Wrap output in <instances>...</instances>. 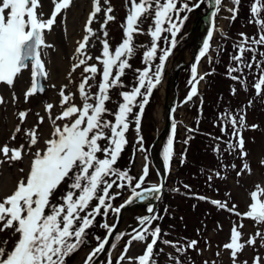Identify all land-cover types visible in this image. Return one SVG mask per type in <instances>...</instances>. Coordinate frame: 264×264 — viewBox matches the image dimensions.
Wrapping results in <instances>:
<instances>
[{"label": "snow or ice", "instance_id": "obj_1", "mask_svg": "<svg viewBox=\"0 0 264 264\" xmlns=\"http://www.w3.org/2000/svg\"><path fill=\"white\" fill-rule=\"evenodd\" d=\"M104 2L108 3V0ZM202 2L203 0H199L197 3L190 4V0H139V2L128 0L130 7L127 9L126 24L122 25V42L112 52L108 40H101V55L95 57L102 66L98 68L97 64L88 63L93 57L86 51L91 36L96 35L90 25L96 14L102 11L100 0H94V10L90 13L85 25L87 34L78 42L76 55L73 57L77 62L72 65V70L68 73L71 82L72 73L83 66L82 79L77 89L82 103L77 105L72 102L75 93L66 95L67 85H64L59 90L62 111L53 117L54 105L46 104L45 111L52 125L50 138L45 139L43 147H37L32 154L25 177L18 181L11 194L0 200V225H2L0 232L10 229L13 235L17 236L10 251L0 247V264H65L66 258L86 243L87 230L94 226L98 216L107 217L109 211L120 212V207L114 208L111 203L120 195L119 191L110 193L114 186L117 189L129 187L135 197L143 196L142 192L136 190L141 188L149 174L147 164L143 166L142 174L138 178L130 175L127 170L115 167L127 144L126 132L133 123L129 117L132 116L134 108L139 109L134 119L135 130L139 134L141 117L150 96L161 82L165 62L170 55V48L160 47L159 42L163 39L166 44L175 47L177 34L188 19L187 14L181 17V12L190 13L195 8H199ZM53 3L54 10L49 18L44 19L43 13L37 12L38 8H42L39 0H0V82L12 86L14 78L23 69H29L32 83L25 93V100L37 91H43L39 79L47 78L48 73L41 57L46 54L44 49L52 47L45 42V30H52L57 15L70 6L71 0H53ZM231 3L238 6L240 0H231ZM214 4L217 9L211 13L213 17L219 12L222 0H214ZM227 11L231 13L230 19L235 20L238 7L229 8ZM112 12L113 9L110 6L104 10V20L100 25L104 37L108 36L107 31L104 30L107 23L115 19L110 14ZM250 13L251 22L258 26L261 34L253 38L247 37L244 33L240 34L241 40L235 45L234 54L230 56L226 75L243 85L245 81L239 74H243L245 69L251 71L255 66L260 72L254 83V89L258 95L264 96V64L257 60V46H264V16H261V13H264V0H253ZM148 18H151L153 23L147 33L150 35L151 43L142 58L146 67L136 70L135 86L130 91L120 93L122 102H119L118 110L112 113L114 122L109 121L104 118L105 114L109 113L106 108V102L110 99L109 91L114 87L122 86L121 77L125 74V70L131 67L128 58L134 53V33L141 32L140 24L143 19ZM164 33L170 34V39L168 35H162ZM213 35V31H208L207 39L203 41L199 56L196 58L197 62L208 53ZM158 50L160 54L157 56ZM248 53H252L251 59H248L246 55ZM259 56L264 57V52H259ZM156 59L159 63L155 64L153 70V61ZM97 75L100 76L99 81L90 84L89 81H95ZM191 77L188 81L191 89L187 94L186 102L198 95L197 85L205 79L203 75L198 76L196 64L191 68ZM92 87L97 88L95 93L90 91ZM232 91L235 93L236 89ZM3 102V98L0 97V103ZM27 115L25 111L19 112L21 124ZM223 119L225 123L220 126L222 136L216 139H222L225 134H228L230 127V135L235 138V142H226L227 149L233 152L238 150L241 157L247 156V152L243 151L245 141L240 132L241 128L246 127L245 115L236 116L229 113L224 114ZM44 120L45 118L40 116L39 124H43ZM58 121L62 123H57ZM251 127L255 128L256 125ZM175 131L176 124L173 123L172 133L174 134ZM188 131L194 130L188 129ZM20 132L21 127L17 125L15 133ZM15 133L12 136L13 140L16 139ZM24 135L27 137L28 149L31 151L40 142L37 131L35 128L28 129L25 130ZM105 141L106 144H102ZM184 142L188 143V140ZM139 143L143 144L142 137H139ZM173 143V136H170L163 149L166 167L173 157ZM24 148L23 144L18 148H9L5 144L0 148V153L6 160L19 161L23 158ZM139 150L144 149L141 147ZM261 164L264 165V160ZM232 167L236 166L232 165ZM243 170L250 172L248 164L243 165ZM20 171L24 172V169ZM239 174L238 172L237 175ZM211 179L212 177L209 176L208 180L211 181ZM65 183H67V190L58 198V203H53V196ZM161 190L162 185H152L144 191L159 194ZM197 198L202 201L208 199L204 196ZM94 200L97 203L92 206ZM250 201V210H247L243 216L250 218L257 226V230L253 236L241 242V230L244 224L232 225L230 242L223 245L224 249L230 250L231 264H239V254L246 245L255 246L257 237L264 242V187L257 184L255 190L250 193ZM210 202L217 209L234 212L237 217L242 215L236 211L235 204L230 208L226 201L212 199ZM147 211L155 212L153 207H148ZM159 219L161 217L153 214L140 221L141 229L135 230L131 235L116 264H122L126 258L129 264H157L154 259V249L160 241L162 230L159 226L151 227V225ZM99 227L107 230L109 235L114 229V225L110 226L106 222L100 223ZM120 238L117 235L116 239ZM96 239L99 241L98 246L87 256L85 264H91L93 258L105 250L108 236H105L103 240L100 237ZM133 241L146 242L145 250L138 257H127L126 254ZM162 243L173 247L178 254L198 247L197 240L180 244L163 239ZM112 247L115 248L116 245L113 244ZM261 247H264V243ZM160 251L162 252L163 249ZM216 255L219 256L220 252ZM170 259L173 264H182L178 256H170ZM108 264H112L110 259ZM204 264L209 262L204 261ZM243 264H249V262L245 260ZM251 264H264V255H254Z\"/></svg>", "mask_w": 264, "mask_h": 264}, {"label": "rangeland", "instance_id": "obj_2", "mask_svg": "<svg viewBox=\"0 0 264 264\" xmlns=\"http://www.w3.org/2000/svg\"><path fill=\"white\" fill-rule=\"evenodd\" d=\"M42 8H38V14L43 13V18L47 19L50 17L51 12L54 10L53 0H39ZM124 0H108V3H105L104 0H100L101 13H97L95 19L90 25L93 28V31L96 35L91 36L89 45L86 49L87 54L93 57L92 60L88 61L89 64H97L98 68L102 67L98 61L95 60L96 56L101 55L102 45L101 40L107 39L110 49H112V37L114 36V26L119 25L118 17H123L127 11V5L123 4ZM94 0H71L70 6L62 10L60 14L56 17V22L54 23L52 30H45V40L47 44L52 45L51 48L44 49L45 55H42L41 59L44 62L45 70L48 73L47 78H44V85L46 91L43 95H38L35 93L25 100V93L31 87L32 77L29 69H23L16 78H14V83L12 86H8L6 83L0 82V97L3 98V103H0V148L5 144L9 148H18L21 144L25 146L22 153L23 158L19 162H13L6 160L2 153H0V200L4 196L11 194L15 189L18 181L25 177L27 173L32 154L37 147H43V141L50 138L51 131V121L48 119V113L45 111L46 104H53L52 109L53 117L58 115L62 109L60 106V96L59 90L64 85H67L65 89V94L75 93L73 101L77 105H81V100L79 99L78 85L82 79V69L78 68L75 72L72 73L71 82L69 81L68 73L72 70V65L77 61L73 59L76 55V48L78 42L82 40L83 36L87 33L85 32V25L88 21V17L93 9ZM226 5H230V2H226ZM112 7L113 12L110 13L115 17L113 21L107 23L104 30L107 31L108 36H103V31L101 30L100 25L104 20V10L107 7ZM195 24V23H194ZM194 24L192 26H194ZM199 31V28H198ZM190 39H193V28L189 30ZM192 37V38H191ZM123 38H120L117 43H121ZM93 45V48H92ZM192 48H188V56H191ZM178 55L175 54L173 57L169 58L168 61V70L170 72L174 69L178 61ZM205 64V63H203ZM205 66V65H204ZM206 67V66H205ZM169 72V73H170ZM188 71L185 75L190 74ZM52 75V76H51ZM98 76L95 81H89L90 84L97 83ZM184 80L185 86L180 84L179 86V99L178 101H184L185 96L191 89V85ZM55 85V87H53ZM165 86L166 81L160 92V98L158 104L153 108L152 115L145 121L147 125L148 122L154 126L152 131V136L156 135L161 131L165 124L166 118V109H165ZM91 92H96V87L90 89ZM111 91V89H110ZM109 106L107 105L106 108ZM263 110V112L261 110ZM260 109L258 112V119L260 126V132L250 133V137H245V147L244 151L247 152L246 160L243 159L245 164H248L250 172L248 170H243V166L240 169V174L237 176H231L226 180V197L230 200L231 206L236 205V211L240 212L242 215L237 217L234 212H228L226 210L217 209L215 211L209 212V206L207 209L203 210V213L208 211L209 214H212L214 222H209L203 216L200 219L193 218L191 220V226H194V231L196 234L193 237L194 240H198V247L195 250L190 251V264H204V261H208L209 264H231L230 250L223 248L225 243L230 242V230L232 225L235 224H244L242 231V241H246L250 236H253L257 230V226L254 224L250 218L243 216V214L250 210L249 205L250 193L255 190L257 184L264 187V165L261 164V161L264 160V97L260 98ZM31 110V112H30ZM25 111L28 113L23 124L20 123L19 112ZM39 114V115H37ZM43 116L45 118L43 124H39V117ZM106 119V117H104ZM183 121L187 120V116L183 117ZM57 123H62L58 121ZM19 125L21 127L20 133H15V129ZM145 125V126H146ZM249 124L251 130L253 129ZM148 126V125H147ZM146 126V127H147ZM35 128L39 136L40 142L38 145L34 146L31 151L28 149L27 137L24 135L25 130ZM15 133L16 139L13 140L12 136ZM135 132L133 131L129 137L130 141L136 139ZM177 133V132H176ZM175 133V134H176ZM152 142V141H151ZM249 143V145H248ZM152 144V143H151ZM150 144V145H151ZM248 145V146H247ZM140 144L137 143L136 150L137 155L135 159V172L140 175L142 174L143 166L147 163L145 157V150H139ZM145 148V147H144ZM241 162V160H240ZM237 162L238 166H241V163ZM24 169V172H21L20 169ZM151 178L150 182L157 184L159 182V177L156 170L151 166ZM63 185L56 191V197L53 201L57 199L59 195H62ZM209 198L220 200L218 197H215L213 194L209 195ZM224 198L221 200L223 201ZM205 207V206H204ZM149 213L147 209L140 208L135 214V220H139L143 215ZM207 213V214H208ZM132 221V218L128 219V225ZM109 225L113 224V220L108 221ZM208 224L209 227H206V230L203 231L204 226ZM2 227V225H0ZM8 234L9 237H5V234ZM205 237L207 239H200ZM7 238V239H6ZM17 236L13 235L12 230H4L0 232V247H5L6 251H9V244L15 243ZM131 239L130 235L125 234L121 238V242L117 247L114 248L107 256V260H111L112 264H116L117 259L123 253V250ZM5 241L7 243L5 244ZM262 242L257 237V243L255 246H247L238 256L239 264H243V261L247 260L251 264L252 258L256 254L264 255V247H261ZM14 245V244H13ZM146 242L133 241L129 250L127 252V257H137L140 255L145 248ZM91 248L83 249L78 256L76 257L74 264H85L86 258L90 253ZM220 252V255L217 256L216 253ZM115 260L113 261V259ZM182 259V256L180 257ZM107 261V262H108ZM160 261L165 262V264H170L169 261L164 260L163 258ZM122 264H129L127 258L122 262ZM162 264V263H161Z\"/></svg>", "mask_w": 264, "mask_h": 264}, {"label": "trees", "instance_id": "obj_3", "mask_svg": "<svg viewBox=\"0 0 264 264\" xmlns=\"http://www.w3.org/2000/svg\"><path fill=\"white\" fill-rule=\"evenodd\" d=\"M126 2L128 7H130L128 0H126ZM137 2H139V0H137ZM197 2H199V0H190V4ZM251 3H253V0H240V4L235 6L238 7V12L235 20H232L230 34L222 40L223 46L218 50L216 56L212 58L210 62V65L207 69L208 77L205 93L202 96L200 103L197 106H194V131H187V134L184 138V141L187 139L188 143L183 141V149L178 151L177 149L180 141L176 131V134H173L171 131L164 142L163 149L165 148L169 137L173 136V157L170 160L168 166H171L177 162L179 177L174 180L176 192H172L171 189L167 190L160 206L154 213L161 217V219L154 221L151 227L159 226L162 230L160 241H158L154 249V259L156 260L157 264H161L160 259L161 257L164 258V256L166 258H169L170 256H178L182 261V264H190L191 262L190 251L192 249H188L186 253L178 254L173 247L164 245L162 243L163 239H167L169 241L185 244L195 237L194 231L190 228L189 217H198V215H202L201 212L206 209V205L196 197H184L183 191L184 193L187 192L195 195L214 193V195L217 197L223 198L225 196V177L230 174H234L237 171L236 168L232 167V165L236 166V162L240 157L239 151L237 150L233 152L226 147V142H235V138L230 135L231 128L229 127L228 134H225L222 139L218 140L216 138L222 136V133L220 132V126L225 123L223 115L229 113L236 116H239L240 114L245 115L246 127L240 129L242 137H245L247 132L250 131L248 120L252 119L251 117H255V110L258 109V102L261 98V96L258 95L254 89V83L256 82L260 72V70L255 66L251 71L245 69L243 74H239L242 75V79L245 81L243 85L237 81H233L228 75H226L227 67L230 64V56L234 54L235 45L241 40L240 34L244 33L249 38L258 37V35L261 34L259 32L258 26L250 20ZM209 7L210 0H203V2L200 4V7L195 8L192 12H181V17L187 14L188 19L183 24L181 31L177 34V43L175 47H171L170 44H166L163 39H161L159 42L160 47L170 48V53L176 47H180V45L186 39L190 26L198 19L197 15L205 14ZM261 16H264V13H261ZM119 22L120 24L115 27L116 36H114L112 39V44L114 47L117 44L118 38H123L122 25L126 24L125 18L121 16L119 17ZM152 23L153 22L151 18L143 19L142 23L140 24L141 32L134 33V53L128 58V62L131 67L127 68L125 70V74L121 77L122 86L114 87L111 91H109V96H115L114 98L109 99L108 102H113V105L110 106L109 113L105 114L104 116L109 121L114 122V115H112V113H115L118 110V104L119 102H122L120 93L122 91H130L131 88L135 86L137 77L136 70H142L144 67H146V65L142 62V58L144 52L151 43L150 35L147 33L150 26H152ZM166 26L167 25H165V27ZM162 35H168L170 39V34L164 33ZM259 52H264V46H257V60L264 64V57H260ZM159 54L160 52L158 50L157 56ZM246 55L248 59H251L252 53H248ZM167 62L168 58L165 62V67L162 72L161 82L154 89L152 95L149 98V103L146 105L144 114L141 117L140 132L139 134L137 133L138 137L143 138V145L146 150L149 148L151 141L154 139L152 136L154 126L151 125L150 122L147 123V126L145 121L152 115L153 108L159 102L160 90L163 81L168 75V70L166 68ZM157 63H159L158 59L153 61V70L155 68V64ZM191 68L192 66H190L187 70H190L191 72ZM189 78H192L191 73L187 75L184 74L181 84L184 85V80L187 81ZM232 89H236L235 93H233ZM138 111V108H134L132 116L129 117L133 123L130 124L129 130L126 132L127 144L120 154L117 164L115 165V167L121 170L129 171V174L134 177H136L134 172V163L137 150L135 143L130 141L129 137L135 130L134 119L135 113ZM254 120L255 119H252V121ZM197 121H199V123H197ZM189 137L191 138L189 139ZM102 144H106V141L102 142ZM217 148H219V150H217ZM101 158H103L102 155ZM182 160L183 162H181ZM217 173H219V175H217ZM209 176L212 177L211 181L208 180ZM147 180L148 176L145 180V183L140 189H137L136 191L141 192L143 189L149 187L150 184ZM185 185H188L189 187L185 188ZM181 189H183V191H181ZM66 190L67 183L63 186V192ZM116 190L120 192V195L111 201L114 208L127 193L130 195V197L134 196L131 188L129 187L117 189L114 186L113 189L110 190V193L114 194L116 193ZM171 193H177L180 198L178 197L179 199L177 200L175 198L171 199L169 197ZM60 196L61 195H59L57 199L53 201L56 197L55 193L52 198V202L58 203V198ZM96 203L97 201L94 200L92 202V206H95ZM174 209L177 211L176 213L174 212ZM114 215V212L109 211L107 217L98 216L94 226L87 230L88 234L85 238L86 243L81 245L77 251L70 254V256L66 258L65 264H72L82 248L89 245H94L97 247L99 241L96 239V237H100L102 240V237H104L106 234V230L100 228L99 224L104 223L108 218H111ZM139 229H141V224L136 227H131L129 230L135 232V230ZM119 240L115 238L113 244L116 245ZM111 248L113 247L111 246ZM161 249H163L162 252L160 251ZM168 249H173L175 254L168 253ZM181 256L182 259L180 258ZM107 261V258H105L102 261V264H108ZM169 263L173 264V261L170 259Z\"/></svg>", "mask_w": 264, "mask_h": 264}, {"label": "water", "instance_id": "obj_4", "mask_svg": "<svg viewBox=\"0 0 264 264\" xmlns=\"http://www.w3.org/2000/svg\"><path fill=\"white\" fill-rule=\"evenodd\" d=\"M216 8H217V6L214 4V0H212V6H211L210 10L207 12V14L200 21L202 23V27L204 26V24L206 25V32H205L204 40L207 39V33L211 29V24H212L213 19H214V17L211 15V13L216 11ZM203 41L197 46L193 45L194 50H193V56H192L191 62L194 61L195 57L199 53L201 47L203 46ZM190 45L191 44H186L181 49V52H180L181 58L179 61V66H178L177 70H175L169 77V80L167 83V89H166V99H167V102H166V109H167L166 124H165L164 128L162 129V131L157 136L155 142L153 143V145L150 149V155L152 158L153 165L158 170L160 178H161L162 190L159 193V196H157V197L154 196L155 193H149V192L143 191L142 197H135V198L131 199L130 201L126 202L123 205V207L120 208L121 210L118 213V219H117L116 225L113 229L112 234L109 235V237H108V243L105 245V250L97 256V258L92 262V264H98L103 259V257L105 256L114 236L116 235V233L120 229V226H121L123 219H124V211L125 210H130L132 208H135V207H138L140 205L148 203V202H145V199H147L149 197H152L153 199H155V202H157L161 198V195L164 193V188H165V184H166V177H167V169H166L164 160L161 156V143L165 140V138L168 135L170 128H171L173 113H174V106H175V103H176L177 98H178L177 85L179 82L180 73L188 65V63H186L184 60V52L188 48V46H190ZM39 83L42 86L43 91H38V93L42 94L44 92V87L42 85V77L39 79ZM171 92H173V95H174L173 99L170 98Z\"/></svg>", "mask_w": 264, "mask_h": 264}, {"label": "bare ground", "instance_id": "obj_5", "mask_svg": "<svg viewBox=\"0 0 264 264\" xmlns=\"http://www.w3.org/2000/svg\"><path fill=\"white\" fill-rule=\"evenodd\" d=\"M47 40H45V42H46ZM47 43V42H46ZM92 48H93V45H92ZM184 56H186L187 57V53H185V55ZM52 76V75H51ZM30 112H31V110H30ZM13 162H19V161H13ZM128 223V221H126L124 224H123V226H122V228L123 227H125V224H127Z\"/></svg>", "mask_w": 264, "mask_h": 264}]
</instances>
